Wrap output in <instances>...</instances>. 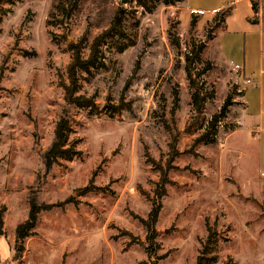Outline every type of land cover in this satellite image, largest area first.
<instances>
[{
  "label": "rangeland",
  "instance_id": "1",
  "mask_svg": "<svg viewBox=\"0 0 264 264\" xmlns=\"http://www.w3.org/2000/svg\"><path fill=\"white\" fill-rule=\"evenodd\" d=\"M169 1L0 0V264H264V159L242 153L252 135L240 69L214 38L220 12L183 19L184 0ZM252 1L264 21V0ZM119 5L123 35L77 76L75 95L94 105L67 103L70 45L86 57ZM63 116L69 155L48 157ZM30 197L53 206L19 253ZM155 207L148 256L142 220Z\"/></svg>",
  "mask_w": 264,
  "mask_h": 264
},
{
  "label": "crops",
  "instance_id": "2",
  "mask_svg": "<svg viewBox=\"0 0 264 264\" xmlns=\"http://www.w3.org/2000/svg\"><path fill=\"white\" fill-rule=\"evenodd\" d=\"M231 5V13L214 38L223 59L240 69L245 104L240 123L252 136L244 154L256 155L263 167L264 159V21H255L251 0H184L180 16L187 19L192 12L200 13L204 21ZM256 15V14H255ZM245 149V148H244Z\"/></svg>",
  "mask_w": 264,
  "mask_h": 264
},
{
  "label": "trees",
  "instance_id": "3",
  "mask_svg": "<svg viewBox=\"0 0 264 264\" xmlns=\"http://www.w3.org/2000/svg\"><path fill=\"white\" fill-rule=\"evenodd\" d=\"M137 1V4L143 5L144 0H132ZM178 0H170L169 4H174ZM252 8L256 9L257 6L255 3L251 0ZM232 6L227 5L220 11L221 21L220 23L224 21V19L231 13ZM217 12V13H218ZM128 11L122 6L119 5L114 8L112 13L110 14L109 22L108 24L101 29V31L96 34L89 45V52L86 57L82 54V48H80L79 44H71L70 49L72 51L71 54V61L68 64V82L64 83V90H65V101L67 103H73L77 106H88L92 107L94 105V102L90 98H84L83 96H76L77 91V76L79 72L81 71H89L91 67H97L101 62L102 55V47L104 44H110L114 40L117 39V37L123 35L124 33V27L123 25L126 23V20L128 19L127 16ZM111 40V42H109ZM114 43V42H113ZM115 45H117L115 43ZM117 47L122 50L125 46H123L121 43L117 45ZM191 85L194 88V91L191 95L192 100V106L193 110L196 112V114L200 115L203 112V99L201 96V93L197 87L196 84H194L192 81L190 82ZM227 105L228 101H226L220 108V111L217 115L213 116V119L215 120V123L220 121V119L224 118L227 113ZM211 125H213V122H210ZM214 126V125H213ZM69 130V120L67 117H61L58 122L56 123L55 129H54V139L52 141V144L50 148L47 150L46 155L48 157L53 156H68L69 151L65 148H63V143L65 141V138L67 136V131ZM213 128L211 130H207L204 134L201 135V140H209L212 137ZM53 205L52 204H45L41 203L36 200L35 197L29 198V210L26 219H24L22 222H20L15 229V251L21 253L24 249V241L26 237H28L31 234L32 229L36 226L38 221V215L41 210L43 209H49ZM158 208H153L147 217V219L142 220L147 232H146V239L144 244V249L147 252L148 256H152L155 254L157 250V233L155 229V224L157 221L158 216ZM2 223L1 218V212H0V224ZM199 263H200V257H199Z\"/></svg>",
  "mask_w": 264,
  "mask_h": 264
}]
</instances>
